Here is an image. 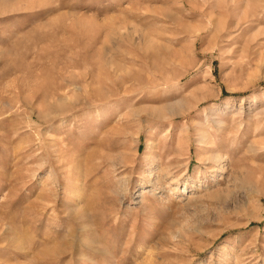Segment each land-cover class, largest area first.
Returning a JSON list of instances; mask_svg holds the SVG:
<instances>
[{
  "label": "rangeland",
  "instance_id": "374dc122",
  "mask_svg": "<svg viewBox=\"0 0 264 264\" xmlns=\"http://www.w3.org/2000/svg\"><path fill=\"white\" fill-rule=\"evenodd\" d=\"M0 264H264V0H0Z\"/></svg>",
  "mask_w": 264,
  "mask_h": 264
}]
</instances>
